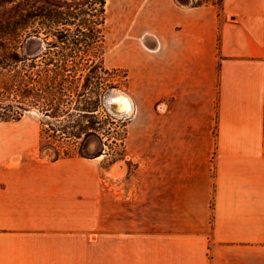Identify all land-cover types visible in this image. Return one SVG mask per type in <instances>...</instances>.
Segmentation results:
<instances>
[{"label":"crops","instance_id":"1","mask_svg":"<svg viewBox=\"0 0 264 264\" xmlns=\"http://www.w3.org/2000/svg\"><path fill=\"white\" fill-rule=\"evenodd\" d=\"M146 24L119 64L129 118L151 106L152 159L104 170L103 264H264V0H156ZM23 136L0 129V264L79 247L96 192L95 162Z\"/></svg>","mask_w":264,"mask_h":264},{"label":"rangeland","instance_id":"2","mask_svg":"<svg viewBox=\"0 0 264 264\" xmlns=\"http://www.w3.org/2000/svg\"><path fill=\"white\" fill-rule=\"evenodd\" d=\"M155 1L104 0L102 38L96 47L75 51L60 63L68 70L65 73L80 76L72 89V97L62 106L63 113L49 116L40 110L39 105L22 101L15 94V70L22 71L25 66L29 75L37 79L39 70L53 69L52 64L44 65L45 61L40 56L58 37L46 35L41 22L57 7V10L65 11L66 6H81L86 0H0V129L25 134L19 138L24 146L22 148L37 145L36 151L46 155L49 160L73 157L96 163V192L92 198L87 196L90 199L86 200L82 199L81 193V224L87 225H81L79 247L33 250V264H103L104 170L115 161L127 162L130 170L132 162L139 161L145 165L152 159L151 106H145L141 112L136 111L130 118V115L119 118L105 105L104 94L111 88L127 93L123 78L125 69L119 64L120 41L129 34V41L136 44L144 32L142 28L145 22L148 28L146 31H150L151 11ZM173 1L192 4L191 0ZM16 27L22 28L19 31L17 57L11 48ZM68 29L74 30L75 26L59 25L58 34ZM84 31L87 32L85 28ZM33 38H37L43 45L40 55L37 54L39 56L34 61L31 59V54H34L31 48ZM53 58L55 62L57 56ZM93 66L100 77L97 104L90 103L95 100L89 91L94 83L89 84L87 89L83 86L84 76ZM27 84L26 88H32L35 83L29 81ZM6 87L9 89L5 90ZM94 105L97 108L95 111ZM126 170L114 168L113 172L119 174Z\"/></svg>","mask_w":264,"mask_h":264},{"label":"trees","instance_id":"3","mask_svg":"<svg viewBox=\"0 0 264 264\" xmlns=\"http://www.w3.org/2000/svg\"><path fill=\"white\" fill-rule=\"evenodd\" d=\"M192 6H199L204 4H213L221 6L222 0H191ZM85 5V8L83 6ZM84 5L81 6H66L65 11L52 10L44 20L41 22L46 35H56L58 40L51 42L40 56V59L45 61L44 65L52 64L53 69L39 70L36 74V78H32L28 71L25 70V66L22 71L15 70L16 78V90L15 94L22 99V101H28L34 105H39L40 110L49 116H58L63 113L62 106L64 103H68L72 97V89L74 84L78 81L79 76L76 74L65 73L66 70L62 64L63 59L70 56L75 51H85L96 47L97 43L102 38V25L104 23V0H86ZM25 23V22H24ZM24 25V24H23ZM59 25H74V30H66L65 33L58 34ZM23 27V26H22ZM84 28L87 32L84 31ZM22 28H14L13 45L12 50L17 57V47L20 43L19 31ZM1 45V44H0ZM53 49V50H51ZM40 55V54H39ZM39 55H33V61ZM57 56V60L54 62L53 56ZM1 63V61H0ZM16 65V61H14ZM33 67V66H31ZM32 75V74H31ZM126 72L123 75L125 80ZM26 78V79H25ZM85 83L84 88L87 89L89 84L94 83L93 88L89 91L94 95L95 100L90 103L98 102L99 97V84L100 77L96 74V67H92L88 73L84 76ZM31 81L35 84L32 88H26L27 83ZM93 81V82H92ZM9 88H5L8 90ZM81 95L85 96L84 93ZM90 99V98H89ZM97 110L94 105L93 111ZM99 155V153H97ZM96 155V156H97ZM56 157L54 159H57Z\"/></svg>","mask_w":264,"mask_h":264},{"label":"bare ground","instance_id":"4","mask_svg":"<svg viewBox=\"0 0 264 264\" xmlns=\"http://www.w3.org/2000/svg\"><path fill=\"white\" fill-rule=\"evenodd\" d=\"M150 37L149 34H144L141 38L143 44L147 45L145 38ZM34 44L31 45L33 53L41 52L43 45L39 42L37 38H33ZM37 42V45L35 44ZM37 55V54H36ZM104 103L114 116L119 118L128 117L133 110L132 101L129 95L116 88H111L104 94Z\"/></svg>","mask_w":264,"mask_h":264},{"label":"flooded vegetation","instance_id":"5","mask_svg":"<svg viewBox=\"0 0 264 264\" xmlns=\"http://www.w3.org/2000/svg\"><path fill=\"white\" fill-rule=\"evenodd\" d=\"M39 52H40V51H38V52H37V53H35V54H31V53H29V54H31V55L33 56V55L39 54Z\"/></svg>","mask_w":264,"mask_h":264}]
</instances>
